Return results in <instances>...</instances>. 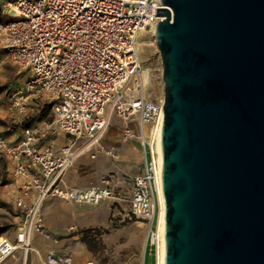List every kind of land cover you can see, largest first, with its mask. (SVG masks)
<instances>
[{
    "label": "built area",
    "instance_id": "built-area-1",
    "mask_svg": "<svg viewBox=\"0 0 264 264\" xmlns=\"http://www.w3.org/2000/svg\"><path fill=\"white\" fill-rule=\"evenodd\" d=\"M164 7L162 0H7L1 5L14 20L0 23V47L15 65L34 72L25 89L13 95L12 106L25 116L32 101L42 100L52 117L24 127L14 143L0 133V153L11 164L9 177L20 183L7 194L22 215L15 240L0 236V264H9L20 250L28 255L35 236L49 237L42 211L46 199L89 206L119 199L108 186L69 188L62 183L77 153L100 146L113 116L127 128L136 120L140 128L138 136L125 130L126 140L138 141L143 152L131 213L145 222L146 250H152L158 264L163 171L154 128L164 120V102L146 93L138 42L157 8ZM61 135L67 142L60 152L44 145ZM78 144L84 147L77 149ZM46 264L76 263L52 252Z\"/></svg>",
    "mask_w": 264,
    "mask_h": 264
},
{
    "label": "water",
    "instance_id": "water-1",
    "mask_svg": "<svg viewBox=\"0 0 264 264\" xmlns=\"http://www.w3.org/2000/svg\"><path fill=\"white\" fill-rule=\"evenodd\" d=\"M166 264H264V0H162Z\"/></svg>",
    "mask_w": 264,
    "mask_h": 264
},
{
    "label": "rangeland",
    "instance_id": "rangeland-1",
    "mask_svg": "<svg viewBox=\"0 0 264 264\" xmlns=\"http://www.w3.org/2000/svg\"><path fill=\"white\" fill-rule=\"evenodd\" d=\"M7 3L2 0L0 5ZM13 13L4 9V22L13 21ZM139 57L144 70L151 75V83L146 93L153 99H164L163 67L160 51L153 33H141L139 37ZM34 77L33 70L21 69L15 65L7 52L0 47V130L9 137L20 134L26 124L40 123L50 120L51 108L42 100L31 102L29 114H19L12 106V97L18 90H24L29 80ZM149 128V126H148ZM132 129L138 136L140 129L136 120L127 128L121 120L113 116L110 126L100 141V146L90 151L84 150L78 155L73 166L66 173L65 185L69 188H83L89 186H108L115 189L119 199L107 200L97 206H77L69 202L54 199L50 205L69 204L72 208L46 206V225L50 239L41 238L47 244L46 250H38L32 244V250L27 258L34 260L41 256L40 264H46L51 252L60 257L71 256L76 264H154V255L150 248L146 250L147 227L143 220L131 213V198L133 194V180L141 169L142 154L135 149L136 140L128 141L125 130ZM62 136V135H61ZM60 137V136H58ZM57 137V138H58ZM64 137V136H63ZM67 142V141H66ZM65 142V143H66ZM57 152L65 146L55 143ZM82 144L76 146L83 148ZM11 166L7 158L0 153V236H8L15 240L17 227L21 224L22 215L14 205L7 192L19 187L9 177ZM10 185L7 189L2 188ZM15 195V194H14ZM44 206V204H43ZM76 227L71 231V227ZM55 240H58L56 243ZM33 243V242H32ZM78 247H81L78 249ZM40 251V253H39ZM25 252L18 251L15 261L23 257ZM31 264H34L31 262ZM36 264V263H35Z\"/></svg>",
    "mask_w": 264,
    "mask_h": 264
},
{
    "label": "bare ground",
    "instance_id": "bare-ground-1",
    "mask_svg": "<svg viewBox=\"0 0 264 264\" xmlns=\"http://www.w3.org/2000/svg\"><path fill=\"white\" fill-rule=\"evenodd\" d=\"M162 20V18H158V17H154L151 25H149V27L144 30L142 33H153L155 35L156 33V28L157 25L159 24V22ZM139 44V48H140V42H138ZM143 82L145 85V90L148 88V85L151 83V75L150 72L148 70H144L143 69ZM149 95V94H148ZM162 101V103L164 102V99H160ZM163 116L161 121L159 122L157 128V134H156V146H157V150L159 153V164H160V173L162 174L163 171V148H162V132H163ZM140 129V128H139ZM84 150H88V148H83L79 153H77L78 155L81 152H84ZM165 200H164V194L163 191L161 193V213H160V219H159V227H158V232H159V237H160V249H159V258H158V264H166V220H165ZM27 260V255L26 253H24L23 257H22V263L25 264Z\"/></svg>",
    "mask_w": 264,
    "mask_h": 264
},
{
    "label": "crops",
    "instance_id": "crops-1",
    "mask_svg": "<svg viewBox=\"0 0 264 264\" xmlns=\"http://www.w3.org/2000/svg\"><path fill=\"white\" fill-rule=\"evenodd\" d=\"M35 124V123H34ZM4 131V130H3ZM1 132V130H0V133L2 134V133H4V132ZM2 135H4V134H2ZM21 135H22V133H20V134H12V135H10L9 137H7L6 135H4L8 140H9V142H11V143H14V142H16L20 137H21ZM57 142H59V145L58 146H63V144L65 145L66 143V139H65V137H63V136H60V137H58V138H51V139H49L47 142H45L44 143V145L45 146H51L52 147V149L54 150V151H56L57 152V149L55 148V143H57ZM133 147L135 148V149H138V150H140L141 151V154H142V159H143V152H142V147H141V145H140V143L139 142H137V146H135V145H133ZM143 172V162H141V169H140V171H139V173L137 174V175H139V174H141ZM136 175V176H137ZM66 176V175H65ZM65 176H64V178H65ZM135 176V177H136ZM64 178H63V185L64 186H66L65 185V182H64ZM84 188V187H83ZM31 196H37V192L36 191H32L31 192ZM54 199H52V198H48V199H46L45 200V202H44V208L43 209H45L46 208V206H50L49 208H48V210L49 209H52L54 206L55 207H58L59 205L61 206V207H63V208H66V209H70V208H72L71 207V205H69V204H65V203H62V204H56V205H54L53 207H51V205H50V203L53 201ZM56 200H58V199H56ZM30 201H33V200H30ZM58 201H60V200H58ZM62 202H64V201H62ZM105 202V201H104ZM103 203V202H102ZM14 205V204H13ZM15 206V205H14ZM77 206H83V205H77ZM49 211H51V210H49ZM44 214V217H45V212L43 213ZM22 222V221H21ZM45 223H46V217H45ZM72 227H74V226H72ZM71 227V228H72ZM74 228H76V227H74ZM48 231H49V229H48V227H47V225H46V232L48 233ZM43 237H45V236H43ZM44 239H50V236L49 237H47V238H44ZM32 244H34L37 248H38V250H46V248L48 247V245L47 244H43V241L41 242V238H38L37 236H35L34 237V239H33V243ZM81 247H78V249H80ZM57 249H53V250H50L49 251V253L51 252H53V251H56ZM39 253H40V251H39ZM41 254V253H40ZM40 254H39V257H37L36 259H34V260H30L29 258H27V260H26V262H25V264H31V262H33L34 264L36 263V264H40L41 262H40V260H41V256H40ZM13 259H16L15 258V256L13 257V258H11L10 260H9V264H11V262L12 261H15V260H13ZM22 258H20V259H17L16 260V262H14V264H23L22 262ZM44 263H46V261H44Z\"/></svg>",
    "mask_w": 264,
    "mask_h": 264
},
{
    "label": "trees",
    "instance_id": "trees-1",
    "mask_svg": "<svg viewBox=\"0 0 264 264\" xmlns=\"http://www.w3.org/2000/svg\"><path fill=\"white\" fill-rule=\"evenodd\" d=\"M2 16H3V12H2V9H1V5H0V23H2V22H3ZM30 125H31V124H30V123H28V124H26V126H25V127H28V126H30Z\"/></svg>",
    "mask_w": 264,
    "mask_h": 264
}]
</instances>
